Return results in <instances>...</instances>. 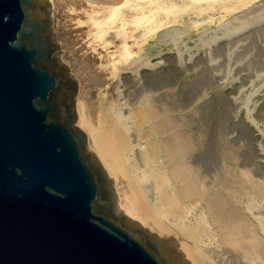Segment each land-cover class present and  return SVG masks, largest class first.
<instances>
[{"label": "bare ground", "instance_id": "obj_1", "mask_svg": "<svg viewBox=\"0 0 264 264\" xmlns=\"http://www.w3.org/2000/svg\"><path fill=\"white\" fill-rule=\"evenodd\" d=\"M50 3L53 13L55 3L53 0ZM200 3L210 8L200 6ZM119 5L118 9L109 12L124 14L96 28V39L113 33L122 36L108 57L112 65L109 79L119 102L111 103L110 114L121 127L118 132L111 128L109 140L97 133L86 119L81 83L72 70L70 74L78 86L75 101L78 128L87 136L89 152L114 181L118 208L159 236L163 237L169 231L153 225L136 206L139 200L129 195L128 188L125 190L120 174L131 173L141 186L145 202L171 223L180 226L195 221L207 241L217 239L220 243L235 245L236 254L220 247L211 253L201 247V252L209 254L212 264L222 261L223 264H264V183L236 165V150L225 142L223 129L230 115L229 106L220 100L209 105L196 103L194 107L201 112L202 132L212 131V137L201 146L204 143H200V135L189 130L192 119L188 116L195 110L194 107L188 110V104L201 81L185 82L172 69H163L156 52L158 47L168 43L180 54L186 45L182 39H179L181 44L175 41L187 26L193 34L207 35L204 42L215 41L260 22L264 19V10L256 20H240L239 14L233 11L244 6L245 13L248 12L250 0H122ZM128 12L133 13L136 27L127 36L122 31L127 24L125 16ZM220 12L228 13L230 17L220 15ZM117 20L122 33L113 31ZM230 20L238 22L237 26L230 29ZM128 44L134 48L133 58L128 60L130 53L127 51L115 60L114 56L125 51ZM59 61L66 66L61 53ZM178 85L181 90L177 93L174 90ZM125 97L132 99L138 111L128 108L123 112L127 108L123 102ZM118 135L124 137L122 141L118 140ZM216 154L221 155L225 172L215 173L213 182L206 183L198 167L205 169L212 165ZM184 254L191 264L200 262L197 256L189 252Z\"/></svg>", "mask_w": 264, "mask_h": 264}, {"label": "water", "instance_id": "obj_2", "mask_svg": "<svg viewBox=\"0 0 264 264\" xmlns=\"http://www.w3.org/2000/svg\"><path fill=\"white\" fill-rule=\"evenodd\" d=\"M51 14L50 0H0V264H191L119 210Z\"/></svg>", "mask_w": 264, "mask_h": 264}, {"label": "rangeland", "instance_id": "obj_3", "mask_svg": "<svg viewBox=\"0 0 264 264\" xmlns=\"http://www.w3.org/2000/svg\"><path fill=\"white\" fill-rule=\"evenodd\" d=\"M53 2L55 10L51 14V20L54 41L59 46L70 74L72 70L81 83L86 119L94 126L97 133L109 140L112 138V135H108L111 128L112 131L118 132V128L121 127L110 114L111 103L119 104V102L113 93V82L109 79L112 65L109 61L111 59L108 57L115 50L114 47L122 36L121 34L116 36L113 33L96 39V28L97 25H103L111 18L119 19L124 14L117 13V15L109 12L118 9L122 0H53ZM250 2V10L246 13L244 6L234 9L233 12L239 14L240 20L247 18L256 20L264 10V0H250ZM201 4L203 7L210 8L204 3L199 5L201 6ZM188 6L194 8V6ZM211 12H213L212 8ZM221 13L223 12H220V15ZM223 15L230 17L228 13H223ZM125 18H127V24L124 31L119 29L120 22L118 20L115 21L116 29L113 31H122L128 36L136 25L132 12H128ZM237 24L238 22L230 20L229 28L231 29ZM185 28L186 30H183L175 41L178 44L183 42L186 45L180 54L168 43L164 44V47H158L156 52L159 53L161 67L172 69L182 81L189 83L201 81L197 93L189 101L188 110L192 109L196 103L209 105L216 100L229 106L230 115L223 129L225 142L236 150V165L242 171L250 172L252 178L264 183V19L215 41L206 40L204 42L207 35L193 34L188 26ZM179 39L182 41L180 42ZM121 51L114 56L115 60H118L123 52L130 53L128 60L134 56L132 54L134 48L129 44L125 51ZM99 55L102 57L100 58ZM104 55H107V58ZM180 90L181 85H178L174 91L178 93ZM124 101L127 108H124L123 112L128 108H135L131 98L125 97ZM194 108L195 110L188 114L192 119L189 130L200 135L199 141L204 143L201 144L204 146L207 140L212 137V131L202 132L201 112L198 107ZM134 111H138V109L135 108ZM117 138L122 141L124 137L118 135ZM215 148L217 149V147ZM215 156L212 165H208L209 168L198 167V171L206 183L209 181L212 183L219 171L223 174L225 172L226 167L221 155L216 154ZM120 178L126 185H124L125 190L129 189V195L131 194L130 196H135L139 200L136 206L143 210L146 218L153 225L169 230L167 236L163 237L173 238L172 241L177 245L178 252L183 255L189 252L193 256H197L200 261L198 264H212L209 254L201 252V247L211 253L219 247L231 253L236 252L234 251L236 250L235 245L230 242L220 243L217 239H208L207 241L206 237L201 236L195 221H187L180 225L181 227L171 223L160 212L151 209L153 207L150 203L145 202L146 197L141 194V186L134 180L131 173L125 175L122 172ZM134 187L135 189H133ZM116 196L117 194H115ZM116 199L118 203V197ZM262 207L264 210V205ZM203 214L207 220L206 213Z\"/></svg>", "mask_w": 264, "mask_h": 264}]
</instances>
